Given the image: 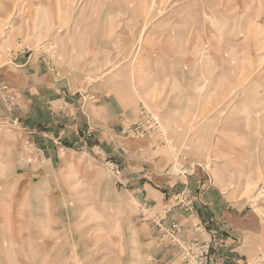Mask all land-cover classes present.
<instances>
[{
	"label": "rangeland",
	"instance_id": "obj_1",
	"mask_svg": "<svg viewBox=\"0 0 264 264\" xmlns=\"http://www.w3.org/2000/svg\"><path fill=\"white\" fill-rule=\"evenodd\" d=\"M36 60L43 73L69 68L83 82L70 92L77 99L63 94L45 111L35 108V95L24 88L37 78ZM101 80L132 84L139 99L122 131L124 157L61 134L55 159L46 160L33 132L37 120L52 125L55 109L66 124L76 116L80 130L79 115L96 101L91 88ZM240 81L245 85L230 87ZM247 83L261 87L248 91ZM263 92L264 0H0V264H176L162 253L171 246L160 243L170 223L183 228V239L205 241L217 264L207 227L198 224L210 236L188 237L172 218L174 211L197 216L192 189L150 199L124 182V168L150 161V169L163 158L159 174L192 170L199 188H218L264 225V114L247 94ZM142 108L155 114L162 138L153 130L129 132ZM143 147L150 149L145 160ZM179 193L188 203L163 218ZM238 264H264V251Z\"/></svg>",
	"mask_w": 264,
	"mask_h": 264
},
{
	"label": "crops",
	"instance_id": "obj_2",
	"mask_svg": "<svg viewBox=\"0 0 264 264\" xmlns=\"http://www.w3.org/2000/svg\"><path fill=\"white\" fill-rule=\"evenodd\" d=\"M35 62L38 63L35 72L37 78H30L29 82H25L26 87L24 88V90L27 88L25 91L26 94L35 95L34 99L37 102L35 108L40 111H45V108H47L46 104L49 101H61L59 98L63 94H67L66 97L71 101L77 99L78 95L75 94V96H72L70 92L76 93L77 91L75 88L83 85V82L79 83L80 81L74 80L72 71L69 68L58 66L56 68L57 71L54 69L53 73L49 71L43 73L42 70L45 71L44 65H42L40 60H36ZM27 63H29V61ZM27 63L23 62L22 64L24 66L29 65ZM30 68L31 66L25 69ZM41 74L42 76L39 77ZM235 83H233L234 85H231V82L227 84L232 87H236L239 83V85H245L244 81H240L238 84ZM251 83H247L246 85L249 87V91L260 89L261 85ZM92 86L91 90L96 92L97 99L84 110L82 113L84 116L79 115L84 118L83 123L85 122V125L80 127V130L78 129V125L75 124L76 116L68 115V124H66L65 118L67 115H62L55 109L51 112L50 116L51 122H53L52 125L49 123L45 125V122L41 123L37 120L36 128H38L37 130H33V132L35 133L36 141L45 149L44 157H46V160L52 161L55 159L54 152H56V150L54 147L57 146L56 144L61 134H65L66 137H70L72 140L79 139V142L76 141L75 144H79L82 148L93 149L99 146V148L101 147L109 156H114L117 160H121V157H124L122 153V131L132 123L134 111L139 105V99L136 96L135 90L132 84L131 86L112 85L108 80L98 81ZM257 87L259 88L257 89ZM244 94L246 96L248 94V96H250L248 98L250 103L253 102L255 105V99L258 98L259 102H262V107L259 111L264 114V92L261 96H259L260 94L254 95L257 94L256 92L254 94ZM248 99L245 98V100ZM155 100V104H161V101ZM251 117V114H244L245 127H247V119ZM56 119L62 121L60 125H55V123H57ZM250 123L251 121L249 120V124ZM82 125L83 124H80L79 126ZM38 130L41 132H38ZM79 133H83V136L87 140L84 141L83 138L79 136ZM40 134L53 140L42 139L44 142H39ZM134 144L136 146L138 145L137 142ZM251 147V142H245V157H249L248 153L251 152ZM57 148L59 147L57 146ZM151 148H153V146H151ZM148 150L150 149L146 148L141 152L144 160L146 157L145 155L150 153ZM51 151H53V153H51ZM155 160H157L154 162L155 165H152V167L150 166V169L147 167L150 165V161L147 163L133 161L129 166L127 165L123 172L124 182L129 183V186L134 192H141L144 190L147 197L150 199H155V197L159 196H161V199L165 198L166 195L169 196L173 192L179 191L184 187L192 189L198 212L197 216L193 219H189L180 211H174L172 218L184 225L185 235L188 237L205 236L206 233L202 231V227L198 228V224L207 227V230H209L208 232L212 233L215 237L213 253L217 264H238L244 261L245 258H249V256L264 251V225L261 223L259 217L253 215L250 211H242L243 204H241V202L233 201L232 204H230L226 199L227 196L216 187L203 188L200 186L199 188L196 184L197 177L193 175L192 170L179 177L171 176V174L166 176L159 174L160 171L158 166H164L165 161L163 158H156ZM139 165L141 166L138 167ZM136 171H142V173H136ZM142 195H144V193ZM206 236H210V234ZM51 239L53 240L54 238L51 237ZM160 247L161 246H159V248ZM162 253L164 258L170 259L169 261L175 260L174 262L176 264L178 263L179 258H176L178 256L176 247L168 246L164 248Z\"/></svg>",
	"mask_w": 264,
	"mask_h": 264
},
{
	"label": "built area",
	"instance_id": "obj_3",
	"mask_svg": "<svg viewBox=\"0 0 264 264\" xmlns=\"http://www.w3.org/2000/svg\"><path fill=\"white\" fill-rule=\"evenodd\" d=\"M150 130L157 131L162 138L161 125L156 118L155 114L142 108L140 111V117L134 125L130 127V133L134 136H141L148 133ZM170 207L165 205L163 218L166 217L167 211H171L173 207H177L180 204L186 205V198L181 193L170 198ZM186 212L193 215L196 212L194 206L189 205L186 207ZM166 235L160 238V243H168L170 246H174L178 250L181 264H212L209 253V246L205 244V241L195 238L194 240H186L181 237L182 227L177 223H170L167 227ZM155 264V263H151Z\"/></svg>",
	"mask_w": 264,
	"mask_h": 264
},
{
	"label": "bare ground",
	"instance_id": "obj_4",
	"mask_svg": "<svg viewBox=\"0 0 264 264\" xmlns=\"http://www.w3.org/2000/svg\"><path fill=\"white\" fill-rule=\"evenodd\" d=\"M241 82H243V81H241ZM235 84H236V83H235ZM237 84H238V83H237ZM239 84H240V83H239ZM239 84H238V85H239ZM233 85H234V84H233ZM220 86H221V85H220ZM231 87H232V86H231ZM248 91H249V90H248ZM234 93H235V92H233V94H234ZM250 104H251V103H250ZM256 108H257V107H256ZM259 110H260V109H259Z\"/></svg>",
	"mask_w": 264,
	"mask_h": 264
}]
</instances>
